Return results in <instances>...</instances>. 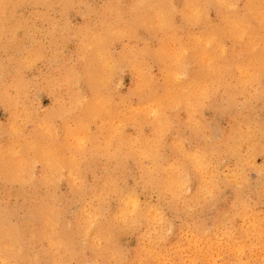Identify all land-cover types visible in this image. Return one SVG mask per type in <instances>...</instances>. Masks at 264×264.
<instances>
[{
  "label": "rangeland",
  "instance_id": "obj_1",
  "mask_svg": "<svg viewBox=\"0 0 264 264\" xmlns=\"http://www.w3.org/2000/svg\"><path fill=\"white\" fill-rule=\"evenodd\" d=\"M250 1L0 0V264H264V0Z\"/></svg>",
  "mask_w": 264,
  "mask_h": 264
},
{
  "label": "bare ground",
  "instance_id": "obj_2",
  "mask_svg": "<svg viewBox=\"0 0 264 264\" xmlns=\"http://www.w3.org/2000/svg\"><path fill=\"white\" fill-rule=\"evenodd\" d=\"M16 1H18V0H16ZM66 1H67V0H66ZM92 1H93V0H92ZM125 1H126V0H125ZM186 1H187V0H186ZM217 1H218V0H217ZM245 1H246V0H245ZM10 2H11V1H10ZM22 2H23V0H22ZM141 2H142V1H141ZM194 2H195V1H194ZM208 2H209V1H208ZM224 2H225V1H224ZM239 2H240V1H239ZM239 2H238V3H239ZM249 2H251V1L249 0ZM256 2H257V1H256ZM256 2H254V3L256 4ZM19 3H20V2H19ZM26 3H28V1H27ZM168 3H169V1H168ZM183 3H184V2H183ZM191 3H192V2H191ZM197 3H199V2H197ZM222 3H223V2H222ZM236 3H237V2H236ZM251 3L253 4V1H252ZM251 3H250V4H251ZM257 3L259 4V2H257ZM261 3H262V2H261ZM20 4H21V3H20ZM23 4H24V2L22 3V5H23ZM124 4H125V3H124ZM171 4H172V1H171ZM210 4H211V3H210ZM9 5H10V4H9ZM26 5H27V4H26ZM144 5H145V4H144ZM154 5H155V4H154ZM156 5H157V4H156ZM161 5H162V4H161ZM197 5H198V4H197ZM211 5H212V4H211ZM219 5H220V4H219ZM223 5H224V3H223ZM235 5H236V4H235ZM253 5H254V4H253ZM17 6H18V8H19V5H17ZM39 6H40V5H39ZM53 6H54V5H53ZM56 6H57V5H56ZM138 6H139V5H138ZM162 6H163V5H162ZM187 6H188V5H187ZM192 6H194V5H192ZM231 6H234V5H231ZM231 6H230L229 8H231V10H232L233 7H231ZM236 6H237V5H236ZM243 6H244V5H243ZM254 6H255V5H254ZM35 7H36V5H35ZM46 7H47V6H46ZM150 7H151V6H150ZM160 7H161V6H160ZM185 7H186V6H185ZM198 7H199V6H198ZM240 7H241V6H240ZM250 7H252V6H250ZM256 7H258V5H256ZM5 8H6V7H4V9H5ZM8 8H9V7H8ZM15 8H16V5H15ZM23 8H25V7H23ZM30 8H31V6H30ZM32 8H33V7H32ZM57 8H58V7H57ZM116 8H117V7H116ZM134 8H135V6H134ZM144 8H145V7H144ZM169 8H170V7H169ZM188 8H190V7H188ZM194 8H196V7H194ZM194 8H193V9H194ZM209 8H210V7H209ZM212 8H213V7H212ZM238 8H239V7H238ZM16 9H17V8H16ZM41 9H42V8H41ZM135 9H136V8H135ZM135 9H133V10H135ZM138 9H139V8H138ZM155 9H156V8H155ZM155 9H154V10H155ZM162 9H163V8H162ZM173 9H174V8H173ZM183 9H184V8H183ZM241 9H242V8H241ZM246 9H247V8H246ZM250 9H251V8H250ZM250 9H248V11H249ZM257 9H259V7L256 8V10H257ZM260 9H261V11L264 10V9H262V6H261ZM68 10H69V9H68ZM70 10H71V9H70ZM151 10H152V9H151ZM167 10H168V9H167ZM185 10H186V9H185ZM189 10H190V9H189ZM195 10H196V9H195ZM195 10H194V11H195ZM198 10H199V9H198ZM198 10H196V11H198ZM205 10H206V9H205ZM205 10H204V11H205ZM252 10H255L254 7H253ZM252 10H250V11H252ZM256 10H255V11H256ZM4 11H6V9H5ZM65 11H66V10H65ZM131 11H132V10H131ZM157 11H158V10H156L155 12H157ZM232 11H233V10H232ZM255 11H254V12H255ZM257 11H258V10H257ZM122 12H123V11H122ZM122 12H121V13H122ZM141 12H142V11H141ZM144 12H145V11H144ZM150 12H151V11H150ZM160 12L162 13V11H160ZM165 12H166V11H165ZM165 12H164V14L167 15L168 11H167L166 13H165ZM198 12H199V11H198ZM202 12H203V11H202ZM245 12H246V11H245ZM254 12H253V13H254ZM51 13H52V12H51ZM138 13H140V12H138ZM161 13H159V14H161ZM182 13H183V12H182ZM192 13H193V12H192ZM226 13H227V12H226ZM251 13H252V12H251ZM13 14H14V13H13ZM150 14H151V13H150ZM152 14H153V13H152ZM196 14H197V13H196ZM208 14H209V13H208ZM216 14H217V13H216ZM235 14H236V13H235ZM15 15H16V14H15ZM23 15H24V14H23ZM135 15H136V14H135ZM141 15H142V13H141ZM168 15H169V14H168ZM170 15H171V14H170ZM186 15H187V13H186ZM189 15L191 16V13H190ZM193 15H194V14H193ZM199 15H200V13H199ZM262 15H263V14H262ZM18 16H20V15H18ZM18 16H17V17H18ZM24 16H25V15H24ZM124 16H125V15H124ZM190 16H187V17L189 18ZM195 16H196V15H195ZM197 16H198V15H197ZM206 16H208V15H205V17H206ZM223 16H224V14H223ZM231 16H232V15H231ZM238 16H239V15H238ZM240 16L243 17V15H240ZM17 17H16V18H17ZM28 17H29V16H28ZM82 17H83V16H82ZM171 17H172V15H171ZM187 17H185V18H187ZM225 17H228V16H225ZM254 17L256 18V16H254ZM258 17H261V16L258 15ZM19 18H20V17H19ZM127 18H128V17H127ZM160 18H161V17H160ZM160 18L157 17V20L160 19ZM199 18H200V16H199ZM202 18H203V15H202ZM207 18H208V17H207ZM207 18H206V19H207ZM236 18H237V17H236ZM236 18H235V19H236ZM10 19H11V18H10ZM10 19H9V20H10ZM42 19H43V18H42ZM105 19H106V18H105ZM116 19H117V18H116ZM174 19H175V18H174ZM174 19H173V20H174ZM227 19H228V18H227ZM227 19H226V20H227ZM245 19H246V18H245ZM261 19H262V18H261ZM261 19H260V21H261ZM2 20H3V19H2ZM9 20H8V21H9ZM11 20H12V19H11ZM14 20H15V19H14ZM17 20H18V19H17ZM21 20H22V19H21ZM143 20H145V19H143ZM151 20H152V19H151ZM161 20H162V19H161ZM173 20L171 19V21H173ZM186 20H187V19H186ZM224 20H225V19H224ZM240 20H241V19H240ZM246 20H247V19H246ZM248 20H249V18H248ZM257 20H258V19H257ZM111 21H112V20H111ZM137 21H138V20H137ZM145 21H146V20H145ZM165 21H166V20H165ZM167 21H168V20H167ZM167 21H166V22H167ZM174 21H175V20H174ZM188 21H189V20H188ZM228 21H230V20H228ZM242 21H243V19H242ZM249 21H250V20H249ZM263 21H264V20H263ZM6 22H7V21H6ZM37 22H38V21H37ZM126 22H127V24H128V21H126ZM161 22H162V21H161ZM163 22H164V20H163ZM235 22H236V21H235ZM240 22H241V21H239V23H240ZM245 22H246V21H245ZM9 23H10V22H9ZM143 23H144V22H143ZM150 23H151V21H150ZM164 23H165V22H164ZM164 23H163V24H164ZM195 23H196V22H195ZM197 23H198V21H197ZM206 23H207V22H206ZM236 23H237V22H236ZM241 23H242V22H241ZM10 24H11V23H10ZM58 24H59V23H58ZM152 24H153V23H152ZM208 24H209V23H208ZM210 24H211V23H210ZM225 24H226V23H225ZM103 25H104V24H103ZM130 25H131V24H130ZM157 25H158V24H157ZM192 25H193V24H192ZM205 25H206V24H205ZM215 25H216V24H215ZM229 25H230V24H229ZM232 25L234 26V23H232ZM131 26H134V25H131ZM131 26H130V27H131ZM147 26H148V24H147ZM222 26H223V25H222ZM238 26H241V25H237V27H238ZM245 26H247V25H245ZM254 26H255V25H254ZM143 27H144V26H143ZM145 27H146V26H145ZM145 27H144V28H145ZM183 27H185V26H183ZM208 27H209V26H208ZM225 27H226V26H225ZM255 27H256V26H255ZM2 28H3V27H2ZM4 28L6 29V27H4ZM131 28H133V27H131ZM152 28H153V27H152ZM166 28H167V27H166ZM214 28H215V27H214ZM216 28H218V27H216ZM226 28H227V27H226ZM231 28H232V27H231ZM242 28H243V26H242ZM244 28H245V27H244ZM248 28H250V27H248ZM66 29H67V28H66ZM137 29H138V28H137ZM147 29H148V28H147ZM185 29H186V28H185ZM218 29H219V28H218ZM224 29H225V28H224ZM224 29H223V32L226 30V29H225V30H224ZM232 29H236V27H234V28H232ZM246 29H247V27H246ZM256 29H258V27H257ZM2 30H3V29H2ZM26 30H27V29H26ZM132 30H133V29H132ZM144 30H145V29H144ZM144 30H143V31H144ZM148 30H149V29H148ZM151 30H152V29H151ZM215 30H216V29H215ZM221 30H222V29H221ZM32 31H33V30H32ZM135 31L137 32L136 29L134 30V32H135ZM217 31H218V30H217ZM241 31H244V30H241ZM89 32H90V31H89ZM112 32H114V31H112ZM125 32H126V30H125ZM129 32H130V31H129ZM139 32H140V31H139ZM155 32H156V31H155ZM185 32H186V31H185ZM226 32H227V31H226ZM19 33H20V32H19ZM21 33H22V32H21ZM101 33H102V32H101ZM107 33H108V32H107ZM114 33H115V32H114ZM116 33H117V32H116ZM126 33H127V32H126ZM206 33H207V32H206ZM210 33H211V32H210ZM210 33H209V34H210ZM213 33H214V32H213ZM220 33H221V32H220ZM227 33H228V32H227ZM232 33H234V32H232ZM241 33H243V32H240L239 36L241 35ZM11 34H12V33H11ZM55 34H56V33H55ZM85 34H86V33H85ZM124 34H125V33H124ZM124 34H122V35H124ZM184 34H185V33H183V35H184ZM195 34H196V33H195ZM211 34H212V33H211ZM215 34H216V32H215ZM222 34H223V33H222ZM229 34L232 35L231 33H228V35H229ZM18 35H19V34H18ZM42 35H43V34H42ZM88 35H89V34H88ZM88 35H87V37H88ZM117 35L120 36V35H119V32H118ZM169 35H170V34H169ZM200 35H201V34H200ZM206 35H207V34H206ZM206 35H205V36H206ZM224 35H225V34H224ZM234 35H235V34H234ZM20 36H21V35H20ZM45 36H46V35H45ZM57 36H58V35H57ZM93 36H94V34H93ZM111 36H112V35H111ZM133 36H134V35H133ZM195 36H197L196 41H197L198 38H199V39H202V37H201V38H200V36L198 37V34L195 35ZM201 36H202V35H201ZM205 36H204V34H203V37H205ZM219 36H220V35H219ZM222 36H223V35H222ZM248 36H249V35H248ZM4 37H5V36H4ZM4 37H3V38H4ZM9 37H10V36H9ZM74 37H75V36H74ZM74 37H73V38H74ZM95 37H96V36H95ZM116 37H117V36H116ZM140 37H141V36H140ZM181 37H182V36H181ZM181 37H180V38H181ZM187 37H188V36H187ZM211 37H215V36H214V35H211L210 37H206V38H207L208 41H209V40H210L209 38H211ZM216 37H217V36H216ZM234 37H235V36H234ZM234 37H233V35H232V38H234ZM243 37H245V36H243ZM250 37H251V36H250ZM7 38H8V37H7ZM53 38H54V37H53ZM93 38H94V37H93ZM99 38H100V37H99ZM114 38H115V37H114ZM133 38H134V37H133ZM180 38H178V39H180ZM219 38H220V37H219ZM38 39H39V38H38ZM42 39H43V38H42ZM86 39H87V38H86ZM97 39H98V38H97ZM110 39H111V38H110ZM194 39H195V38H194ZM220 39H221V38H220ZM238 39H241V38L238 37ZM3 40H4V39H3ZM46 40H47V39H46ZM69 40H70V39H69ZM92 40H93V39H92ZM103 40H104V39H103ZM120 40H121V38H120ZM123 40H124V39H123ZM188 40H189V39H188ZM221 40H222V39H221ZM250 40H251V39H250ZM41 41H42V40H41ZM72 41H73V40H72ZM100 41H101V40H100ZM114 41H115V40H114ZM169 41L172 42L171 39H170ZM178 41H179V40H178ZM180 41H181V39H180ZM185 41H186V40H185ZM203 41L206 42V43H203V45H204V44L206 45V44L208 43L207 40H206V41L203 40ZM203 41H202V42H203ZM211 41H212V40H211ZM251 41H252V40H251ZM112 42H113V41H112ZM181 42H182V41H181ZM181 42H180V44H181ZM199 42H200V41H199ZM215 42H216V40H215ZM237 42H238V41H237ZM71 43H72V42H71ZM194 43H195V42H194ZM218 43H219V42H218ZM253 43H255V42L253 41ZM45 44H46V43H45ZM83 44H84V43H83ZM114 44H115V43H114ZM192 44H193V43H192ZM196 44H197V43H195L194 46H195ZM208 44H209V43H208ZM215 44H216V43H215ZM6 45H7V44H6ZM52 45H53V44H52ZM81 45H82V44H81ZM109 45H110V44H109ZM182 45H183V43H182ZM186 45H187V44H186ZM198 45H199V44H198ZM221 45L226 46V45H224L223 43H221ZM221 45H220V43H219V46H221ZM45 46H46V45H45ZM86 46H87V45H86ZM113 46H114V45H113ZM113 46H112V47H113ZM164 46H165V45H164ZM177 46H178V44H177ZM210 46H211V45H210ZM210 46H209V47H210ZM219 46H218V48H221V47H219ZM88 47H89V46H88ZM93 47H94V46H93ZM110 47H111V46H110ZM162 47H163V46H162ZM162 47H161V48H162ZM183 47H185V46H183ZM205 47H206V46H204L203 48H205ZM249 47H251V46H249ZM255 47H257V46H255ZM8 48H10V47H8ZM78 48H79V47H78ZM175 48H178V47H175ZM186 48H187V47H186ZM207 48H208V47H207ZM245 48H246V47H245ZM257 48H258V47H257ZM14 49H15V48H14ZM31 49H32V48H31ZM74 49H75V48H74ZM80 49H81V48H80ZM87 49H88V48H87ZM87 49H86V50H87ZM162 49H163V51H164V47H163ZM222 49H223V48H222ZM235 49H236V47H235ZM252 49H255V48L252 47L251 50H252ZM9 50H10V49H9ZM28 50H29V49H28ZM28 50H27V51L25 50V51L28 52ZM166 50H167V49H166ZM198 50H199V49H198ZM201 50L203 51L204 49H201ZM214 50H216V49H214ZM217 50H218V49H217ZM223 50H224V49H223ZM225 50H226V48H225ZM13 51H14V50H13ZM13 51H12V52H13ZM30 51H31V50H30ZM30 51H29V53H30ZM129 51H130V50H129ZM181 51H182V49H181ZM191 51H193V50H191ZM7 52H8V51H7ZM12 52H11V53H12ZM19 52H20V51H19ZM23 52H24V51H23ZM23 52H22V53H23ZM32 52H33V51H32ZM84 52H85V51H84ZM89 52H90V48H89ZM95 52H96V51H95ZM188 52H189V51H188ZM205 52H206V54H207V51H205ZM219 52L221 53L222 50L219 51ZM224 52H225V51H224ZM224 52H223V53H224ZM8 53H9V52H8ZM34 53H35V52H34ZM156 53H158L157 50H156ZM165 53H166V52H165ZM198 53H199V52H198ZM215 53H216V52H215ZM220 53H219V54H220ZM223 53H222V54H223ZM17 54H19V53L17 52ZM32 54H33V53H32ZM85 54H87V53H85ZM158 54H159V53H158ZM160 54H162V53H160ZM201 54H202V56L205 55L204 53H201ZM203 54H204V55H203ZM211 54H213V53H211ZM216 54H217V53H216ZM1 55H2V54H1ZM96 55H97V54H96ZM183 55H184V54H183ZM186 55H187V53H186ZM196 55H197V54H196ZM244 55H245V54H244ZM3 56H4V55H3ZM6 56H7V55H6ZM160 56L162 57V55H160ZM172 56H173V55L171 54V57H172ZM219 56L222 57V55H218L216 58H218ZM238 56H239V55H238ZM258 56H259V55H258ZM258 56H257V57H258ZM184 57H185V56H184ZM187 57H188V56H187ZM195 57H196V56H195ZM205 57H206V55L203 57L204 60H205ZM209 57H211V56H208V58H209ZM260 57H262V56H260ZM260 57H259V59H262V58H260ZM97 58H98V57H97ZM162 58H163V57H162ZM173 58H174V57H173ZM175 58H176V57H175ZM182 58H183V57H182ZM185 58H186V57H185ZM193 58H194V57H193ZM196 58H197V57H196ZM200 58H201V57H200ZM206 58H207V57H206ZM208 58H207V59H208ZM211 58H212V57H211ZM219 58H220V57H219ZM17 59H18V58H17ZM180 59H181V58H180ZM197 59H198V58H197ZM207 59H206V60H207ZM214 59H215V58H214ZM220 59H221V58H220ZM251 59H252V58H251ZM256 59H257V58L255 57V60H256ZM263 59H264V58H263ZM1 60H2V59H1ZM30 60H31V59H30ZM55 60H56V59H55ZM80 60H81V59H80ZM114 60H115V59H114ZM168 60H169V59H167V61H168ZM171 60H172V59H171ZM175 60L178 61L177 59H175ZM175 60H173V61H175ZM183 60H184V59H183ZM198 60H199V59H198ZM215 60H217V59H215ZM257 60H258V59H257ZM257 60H256V61H257ZM25 61H26V60H25ZM34 61H35V60H34ZM82 61H83V60H82ZM165 61H166V59H165ZM169 61H170V60H169ZM176 61H175V62H176ZM199 61H200V60H199ZM212 61H213V60H212ZM212 61H211V62H212ZM247 61H248V60H247ZM261 61H263V60H261ZM2 62H3V61H2ZM4 62H5V61H4ZM14 62H15V61H14ZM16 62H17V61H16ZM18 62H19V61H18ZM26 62H27V61H26ZM38 62H39V61H38ZM38 62H37V63H38ZM175 62H174V63H175ZM200 62H202V61H200ZM200 62H199V63H200ZM211 62H210V63H211ZM250 62H251V61H250ZM250 62H248V63H250ZM257 62H258V61H257ZM263 62H264V61H263ZM39 63H40V62H39ZM169 63H170V62H169ZM195 63H196V62H195ZM216 63H217V62H216ZM216 63H215V64H216ZM229 63H230V62H229ZM240 63H242V62H240ZM20 64H23V63H20ZM188 64H189V63H188ZM211 64H212V63H211ZM230 64H231V63H230ZM230 64H229V65H230ZM250 64H251V63H250ZM12 65H13V64H12ZM12 65H11V66H12ZM18 65H19V64H18ZM28 65H29V64H28ZM173 65H174V64H172V66H173ZM179 65H180V63H179ZM201 65H202V64H201ZM205 65H208V66L211 68L210 64H206V63H205ZM236 65H237V64H236ZM240 65H241V64H239V66H240ZM242 65H243V64H242ZM242 65H241V66H242ZM4 66H5V65H4ZM22 66H23V65H22ZM33 66H35V65H33ZM216 66H217V65H216ZM216 66H214V67H216ZM246 66H247V65H245L244 67H246ZM15 67H16V66H15ZM17 67H18V66H17ZM91 67H92V66H91ZM123 67H124V66H123ZM174 67H175V66H174ZM203 67H204V66H203ZM214 67H213V68H214ZM217 67L219 68V66H217ZM228 67H229V66H228ZM235 67H236V66H235ZM248 67H249V65H248ZM3 68H4V67H3ZM20 68H21V67H20ZM111 68H112V67H111ZM166 68H168V67H166ZM185 68H186V66H185ZM190 68H192V67H190ZM190 68H189V69H190ZM210 68H208V69H210ZM213 68H212V69H213ZM218 68H217V69H218ZM236 68L239 69L238 66H237ZM242 68H243V67H242ZM24 69H25V68H24ZM107 69H108V68H107ZM170 69H171V68H170ZM170 69H167V70L164 69V70L166 71V72H165V71H164V72L167 73V71H168V70L170 71ZM186 69H187V68H186ZM200 69H201V68H199V71H200ZM208 69H207V70H208ZM25 70H27V69H25ZM89 70H90V69H89ZM133 70H135V69H133ZM161 70H162V69H161ZM174 70H175V69H174ZM174 70H173V71H174ZM0 71H1V70H0ZM2 71H3V70H2ZM21 71H22V70H21ZM169 71H168V72H169ZM171 71H172V70H171ZM176 71H177V70H176ZM187 71H188V70H187ZM190 71H191V69H190ZM190 71H189V72H190ZM199 71H198V72H199ZM209 71H210V70H209ZM18 72H19V70H18ZM47 72H48V71H47ZM92 72H93V71H92ZM110 72H111V71H110ZM119 72H120V71H119ZM135 72H136V71H135ZM141 72H142V71H141ZM200 72H201V71H200ZM214 72H215V71H214ZM22 73H23V72H22ZM22 73H21V74H22ZM88 73H89V72H88ZM111 73H112V72H111ZM115 73H117V72H115ZM238 73H239V72H238ZM246 73H247V72H246ZM2 74H3V72H2ZM6 74H7V73H6ZM94 74H95V73H94ZM171 74H172V73H171ZM176 74H178V73H176ZM176 74H175V75H176ZM184 74H186V73H184ZM184 74H183V76H184ZM206 74H208V73H206ZM209 74H212V73H209ZM213 74H214V73H213ZM215 74H216V72H215ZM215 74H214L213 77H215ZM219 74H220V73H217V77H216V78L220 77V76H218ZM13 75H14V74H13ZM87 75H88V74H87ZM163 75H164V74H163ZM201 75H202V74H201ZM242 75H243V74H242ZM244 75H245V74H244ZM244 75H243V77H244ZM7 76H8V75H7ZM14 76H15V75H14ZM22 76H23V75H22ZM25 76H26V75H25ZM39 76H41V75L39 74ZM172 76H173V77H172ZM186 76L188 77V75H186ZM205 76H207V75H205ZM209 76H210V75H209ZM246 76H247V75H246ZM1 77H2V76H1ZM8 77H9V76H8ZM37 77H38V76H37ZM81 77H82V76H81ZM107 77H108V75H107ZM171 77H172L173 80H174V77H175L174 74L171 75L170 78H171ZM203 77H204V76H203ZM203 77H202V79H203ZM239 77H240V73H239ZM2 78H3V77H2ZM23 78H24V76L22 77V79H23ZM88 78H90V77H88ZM91 78H92V77H91ZM165 78H166V76H165ZM221 78H223V77H221ZM236 78H237V77H236ZM240 78H241L243 81H245V79H243L242 77H240ZM246 78H247V77H246ZM3 79H4V78H3ZM9 79H10V78H9ZM26 79H27V78H26ZM29 79H30V78H29ZM109 79H111V77H110ZM159 79H160V78H159ZM163 79H164V78H163ZM197 79H198V77H197ZM219 79H220V78H219ZM223 79H225V78H223ZM241 79H240V80H241ZM248 79H249V78H248ZM16 80H17V79H16ZM18 80H19V79H18ZM18 80H17V81H18ZM38 80H39V79H38ZM48 80H49V79H48ZM77 80H78V79H77ZM83 80H84V78H83ZM92 80H93V79H92ZM137 80H138V79H137ZM166 80H167V79H166ZM168 80H170V79H168ZM175 80H176V79H175ZM180 80H181V79H180ZM193 80H194V79H193ZM193 80H192V81H193ZM195 80H196V79H195ZM214 80H215V79H214ZM225 80H226V79H225ZM225 80H224V82H225ZM233 80H234V77H233ZM240 80H239V82H241ZM11 81H12V80H11ZM34 81H35V80H34ZM39 81H40V80H39ZM46 81H47V80H46ZM46 81H45V82H46ZM176 81H178V80H176ZM186 81H187V79H186ZM201 81H203V80H201ZM216 81H217V80H216ZM226 81H227V80H226ZM236 81H238V80H235V82H236ZM243 81H242V84H243ZM0 82H1V81H0ZM20 82H21V81H20ZM22 82H23V81H22ZM24 82H25V81H24ZM31 82H32V81H31ZM76 82H77V81H76ZM84 82H85V81H84ZM137 82H138V81H137ZM180 82H181V81H180ZM193 82H195V81H193ZM197 82H198V81H197ZM220 82H221V81H220ZM119 83H120V82H119ZM155 83H156V82H155ZM176 83H177V82H176ZM176 83H175V84H176ZM183 83H185V82H183ZM195 83H196V82H195ZM201 83H202V82H201ZM204 83H205V81H204ZM204 83H203V84H204ZM215 83H216V82H215ZM225 83H226V82H225ZM227 83H229V81H228ZM246 83H247V80H246ZM16 84H17V83H16ZM21 84H24V83H21ZM27 84H28V83H27ZM93 84H94V83H93ZM137 84H138V83H137ZM158 84H159V83H158ZM166 84H167V83H166ZM186 84H189V83H186ZM186 84H185V85H186ZM229 84H230V83H229ZM236 84H238V83H236ZM240 84H241V83H240ZM5 85H6V84H5ZM18 85H19V84H18ZM24 85H25V84H24ZM24 85H23V87H25ZM81 85H82V84H81ZM151 85H152V83H151ZM169 85H171V84H169ZM172 85H173V83H172ZM172 85H171V86H172ZM176 85H177V84H176ZM213 85H214V84H213ZM222 85H223V84H222ZM222 85H221V86H222ZM230 85H231V84H230ZM19 86H20V85H19ZM28 86H31V85H28ZM34 86H35V85H34ZM86 86H87V85H86ZM167 86H168V85H167ZM179 86H180V85H179ZM179 86H178V87H179ZM183 86H184V85H183ZM193 86H195V85H193ZM193 86H192V90H193V88H194ZM206 86H207V85H206ZM209 86H210V85H209ZM217 86H218V85H216V87H217ZM221 86H220V87H221ZM224 86H225V85H224ZM238 86H239V85H238ZM242 86H243V85H242ZM1 87H2V86H1ZM21 87H22V86H21ZM168 87H169V86H168ZM178 87H177V88H178ZM198 87H199V86H198ZM198 87H197V89H196L197 91L195 90V91L197 92L196 94H199L198 91L200 92V89L198 90ZM27 88H28V87H27ZM86 88H87V87H86ZM164 88H166V86H165ZM199 88H200V87H199ZM203 88H204V87H203ZM207 88H210V87H207ZM207 88H206V89H207ZM212 88H213V87H212ZM217 88H218V87H217ZM217 88H216V89H217ZM2 89H3V88H2ZM6 89H7V88H6ZM10 89H12V88H10ZM13 89H14V88H13ZM17 89H18V88H17ZM87 89H88V88H87ZM103 89H104V88H103ZM145 89H146V88H145ZM185 89H186V88H185ZM185 89H184V91H186ZM189 89L191 90V88H189ZM189 89H188L187 91H189ZM201 89H202V87H201ZM220 89H221V88H220ZM229 89H230V88H229ZM234 89H235V88H234ZM192 90H191V93L193 92ZM202 90H205V89H202ZM207 90H208V89H207ZM207 90H206V91H207ZM4 91H5V90H4ZM6 91H7V90H6ZM15 91H16V90H15ZM18 91H19V90H18ZM151 91H152V90H151ZM154 91H155V89H154ZM171 91H172V90H171ZM171 91H170V92H171ZM173 91H174V90H173ZM173 91H172V92H173ZM206 91H205V94H206V96H207V92H206ZM230 91H231V90H230ZM25 92H26V91H25ZM82 92H83V91H82ZM136 92H137V91H136ZM138 92H139V91H138ZM166 92H167V91H166ZM166 92H165V93H166ZM177 92H178V93H182L183 90H181V92H180V91H177ZM140 93H141V92H140ZM151 93H152V92H151ZM191 93H190V94H191ZM202 93H203V91H202ZM213 93H214V92H213ZM10 94H11V91H10ZM141 94H142V93H141ZM193 94H194V92H193ZM205 94H204V95H205ZM214 94H215V93H214ZM216 94H217V93H216ZM15 95H16V94H15ZM15 95H14V96H15ZM137 95H138V94H137ZM200 95H201V92H200ZM231 95H232V94H231ZM20 96H21V95H20ZM161 96H162V95H161ZM163 96H164V94H163ZM206 96H205V97H206ZM212 96H213V95H212ZM237 96H238V95H237ZM84 97H85V96H84ZM86 97H87V95H86ZM148 97H149V96H148ZM168 97H169V96H168ZM175 97H176V96H175ZM198 97H199V96H198ZM205 97H203V98H205ZM15 98H16V97H15ZM17 98H19V96H18ZM96 98H97V97H96ZM161 98H162V97H161ZM199 98H200V97H199ZM232 98H233V97H232ZM12 99H14V98H12ZM143 99H144V98H143ZM145 99H146V98H145ZM164 99H165V98H164ZM26 100H28V99H25V101H26ZM82 100H83V99H82ZM108 100H109V99H108ZM184 100H185V98H184ZM169 101H170V100H169ZM175 101H176V100H175ZM32 102H33V101H32ZM123 102H124V100H123ZM155 102H156V101H155ZM157 102H159V100H158ZM96 103H97V102H96ZM104 103H105V102H104ZM118 103H119V102H118ZM153 103H154V102H153ZM175 103H176V102H175ZM187 103H189V102H187ZM190 103H192L191 100H190ZM111 104H113V103H111ZM155 104H156V103H155ZM159 104H160V102H159ZM196 104H197V103H196ZM93 105H94V104H93ZM96 105H97V104H96ZM125 105H126V104H125ZM130 105H131V104H130ZM140 105H142V104H140ZM169 105H170V104H169ZM174 105H175V104H174ZM176 105H177V104H176ZM189 105H190V104H189ZM17 106H18V105H17ZM186 106L188 107L187 104H186ZM192 106H193V105H192ZM15 107H16V106H15ZM38 107H39V106H38ZM116 107H117V106H116ZM116 107H115V108H116ZM118 107H119V106H118ZM155 107H156V106H155ZM190 107H191V106H190ZM91 108L93 109V107H91ZM134 108H135V107H134ZM134 108H133V109H134ZM136 108H137V107H136ZM136 108H135V109H136ZM174 108H175V107H174ZM185 108H186V107H185ZM193 108H194V107H193ZM193 108H192V109H193ZM14 109H15V108H14ZM88 109H89V108H88ZM121 109H122V108H121ZM121 109H120V111H121ZM135 109H134V110H135ZM137 109H138V108H137ZM139 109H140V107H139ZM141 109H142V108H141ZM159 109H160V108H159ZM190 109H191V108H190ZM122 110H123V109H122ZM131 110H132V109H131ZM131 110H130V111H131ZM163 110H164V109H163ZM135 111L138 112V110H135ZM160 111H161V109L159 110V112H160ZM176 111H177V110H176ZM180 111H181V110H180ZM35 112H36V111H35ZM144 112H145V111H144ZM144 112H143V109H142V114H143ZM162 112H163V111H162ZM193 112L195 113V110H194ZM166 113H167V112H166ZM170 113H171V112H170ZM228 113H229V111H228ZM24 114H25V113H24ZM24 114H23V115H24ZM102 114H103V113H102ZM140 114H141V112H140ZM148 114H149V112L147 113V115H148ZM68 115H69V114H68ZM70 115H71V114H70ZM92 115H93V114H92ZM157 115H158V114H157ZM157 115H156V117H157ZM188 115H189V114H188ZM190 115H191V114H190ZM192 115H193V114H192ZM151 116H152V114H151ZM153 116H154V115H153ZM164 116H166V114H165ZM14 117H15V116H14ZM189 117H190V116H189ZM161 118H162V117H161ZM161 118H160V119H161ZM44 119H45V118H44ZM110 119H112V118H110ZM110 119H109V120H110ZM155 119H157V118H155ZM155 119H154V121H155ZM160 119H159V120H160ZM189 119H190V118H189ZM55 120H56V119H55ZM151 120H152V119H151ZM190 120H191V119H190ZM196 120H198V119H196ZM120 121H121V119H120ZM169 121H170V120H169ZM13 122H14V121H13ZM29 122H30V121H29ZM42 122H43V120H42ZM108 122H109V121H108ZM132 122H133V121H132ZM132 122H131V123H132ZM196 122H197V121H196ZM235 122H236V121H235ZM40 123H41V122H40ZM40 123H39V124H40ZM53 123H55V122H52V124H53ZM71 123H72V122H71ZM91 123H92V122H91ZM153 123H154V122H153ZM168 123H169V122H168ZM170 123H171V122H170ZM248 123H249V122H248ZM28 124H29V123H28ZM110 124H112V123H110ZM162 124H163V122H162ZM190 124H191V123H190ZM40 125H41V124H40ZM46 125H47V124H46ZM152 125H153V124H152ZM14 126H15V125H14ZM54 126H56V125H54ZM67 126H68V125H67ZM72 126H73V125H72ZM163 126H164V125H163ZM172 126H174V125H172ZM195 126H196V125H195ZM9 127H10V126H9ZM27 127H28V126H27ZM31 127H32V126H31ZM58 127H59V126H58ZM60 127H62V126H60ZM70 127H71V126H70ZM76 127H77V126H76ZM157 127H158V126H157ZM11 128H13V127H11ZM43 128H44V127H43ZM46 128H47V127H46ZM52 128H54V127L52 126ZM71 128H72V127H71ZM106 128H107V127H106ZM106 128H105V130H106ZM14 129H15V128H14ZM14 129H13V130H14ZM61 129H62V128H61ZM103 129H104V126H103L102 130H103ZM125 129H126V128H125ZM71 130H72V129H71ZM78 130H79V129H78ZM78 130H76V132H78ZM48 131H49V130H48ZM60 131H61V130H60ZM14 132H15V130H14ZM45 132H47V131H45ZM67 132H70V131H66V133H67ZM79 132H80V131H79ZM79 132H78V133H79ZM109 132H110V131H109ZM186 132H187V131H186ZM238 132H239V131H238ZM248 132H249V131H248ZM52 133H53V132H52ZM74 133H75V132H74ZM100 133H101V132H100ZM159 133H160V132H159ZM162 133H163V132H162ZM187 133H188V132H187ZM236 133H237V132H236ZM72 134H73V133H72ZM155 134H156V133H155ZM180 134H181V133H180ZM247 134H248V133H246V135H247ZM250 134H251V133H249V135H250ZM13 135H14V134H13ZM60 135H61V134H60ZM63 135H64V134H63ZM66 135H67V134H66ZM73 135H74V134H73ZM121 135H122V134H120V136H121ZM167 135H168V134H167ZM177 135H178V134H177ZM5 136L7 137V135H5ZM31 136H32V135H31ZM45 136H46V135H45ZM56 136H57V135H56ZM88 136H89V135H88ZM112 136H113V135H112ZM239 136H240V135H239ZM25 137H26V136H25ZM69 137H71V136H69ZM174 137H175V136H174ZM73 138H74V136H73ZM73 138H72V139H73ZM75 138L77 139L78 136L75 137ZM113 138H114V137H113ZM241 138H242V137H241ZM39 139H40V138H39ZM72 139L70 140L71 142H72ZM76 139H75V140H76ZM150 139H151V138H150ZM162 139H163V138H162ZM164 139H165V138H164ZM0 140H1V139H0ZM25 140H26V139H25ZM66 140H67V139H66ZM92 140L94 141V139H92ZM167 140H168V139H167ZM181 140H182V139H181ZM181 140H180V141H181ZM206 140H207V139H206ZM212 140H213V139H212ZM4 141H5V140H4ZM138 141H139V140H138ZM86 142H87V141H86ZM173 142H174V141H173ZM177 142H178V141H177ZM177 142H176V143H177ZM243 142H244V141H243ZM3 143H4V142H3ZM74 143H75V141H74ZM135 143H136V142H135ZM233 143H234V142H233ZM246 143H247V142H246ZM27 144H28V143H27ZM27 144H26V145H27ZM29 144H30V143H29ZM47 144H48V143H47ZM51 144H52V143H51ZM144 144H145V143H144ZM144 144H143V145H144ZM38 145H39V144H36V143H35L34 145L31 146L32 149H33V150H32V152H33V156H34V157H38V158H39V157H40V158H41V157L49 158V156H50L51 153H50V154H47V153L45 154V153H44L45 150H43V148H41V147H44V146H41V147H40V146H38ZM41 145H42V143H41ZM89 145H90V144H89ZM135 145H136V144H135ZM135 145H134V146H135ZM156 145H157V144H156ZM159 145H160V144H159ZM179 145H180V144H179ZM181 145H183V144H181ZM122 146H123V145H122ZM134 146H133V147H134ZM136 146H137V145H136ZM141 146H142V145H141ZM161 146H162V145H161ZM174 146H176V145L174 144ZM138 147H140V146H138ZM176 147H178V146H176ZM183 147H184V146H183ZM1 148H2V147H1ZM6 148H7V147H6ZM56 148H57V147H56ZM84 148H85V147H84ZM164 148H165V147H164ZM29 149H30V148H29ZM82 149H83V148H82ZM91 149H92V148H91ZM150 149H151V148H150ZM150 149H148V150H150ZM165 149H166V148H165ZM227 149H228V148H227ZM232 149H233V148H232ZM83 150H85V149H83ZM127 150H128V148H127ZM134 150H135V149H134ZM168 150H169V149H168ZM180 150H185V149L180 148ZM197 150H198V149H197ZM202 150H203V149H202ZM138 151H139V150H138ZM169 151H170V150H169ZM195 151H196V149H195ZM195 151H194V152H195ZM12 152H13V151H12ZM20 152H22V151H20ZM20 152H18V153H20ZM133 152H135V151H133ZM143 152H144V151H143ZM150 152H151V151H150ZM156 152H157V151H156ZM156 152H155V153H156ZM181 152H182V151H181ZM183 152H184V151H183ZM185 152H186V151H185ZM185 152H184V153H185ZM194 152H193V154H191V155H194V156H195V155L197 154V153L195 154ZM196 152H197V151H196ZM214 152H215V151H214ZM252 152H253V150H252ZM1 153H2V151H1ZM3 153H4V152H3ZM7 153H8V151H7ZM119 153H120V152H119ZM126 153H127V152H126ZM202 153H203V151H202ZM215 153H216V152H215ZM228 153H230V152H228ZM231 153H232V152H231ZM233 153H234V152H233ZM233 153H232V154H233ZM11 154H12V153H11ZM15 154H17V153H15ZM188 154H189V153H188ZM199 154H200V153H199ZM206 154L209 155L207 152H206ZM252 154H253V153H252ZM56 155H57V154H56ZM58 155H59V154H58ZM138 155H139V154H138ZM145 155H146V154H144L143 156L141 155V156H142V157H145ZM191 155H190V156H191ZM200 155H202V154H200ZM207 155H206V156H207ZM229 155H230V154H229ZM10 156H11V155H10ZM13 156H14V155H13ZM16 156H17V155H16ZM69 156H70V155H69ZM74 156H75V155H74ZM188 156H189V155H188ZM194 156H193V160L195 161V159H197V158H196V157L194 158ZM197 156H198V155H197ZM203 156H204V155H203ZM230 156H231V155H230ZM0 157H1V156H0ZM54 157H55V156H54ZM58 157H59V156H58ZM60 157H61V156H60ZM191 157H192V156H191ZM210 157H211V156H210ZM5 158H6V157H5ZM9 158H10V157H9ZM146 158H147V157H146ZM146 158H145V159H146ZM158 158H159V157H158ZM205 158H206V157H205ZM220 158H221V157H220ZM226 158H227V157H226ZM0 159H2V158H0ZM12 159H13V158H12ZM50 159H51V158H50ZM67 159H68V158H67ZM70 159H71V158H70ZM198 159H200V158H198ZM201 159H202V158H201ZM2 160H3V159H2ZM10 160H11V158H10ZM78 160H79V159H78ZM143 160H144V158H143ZM193 160H192V161H193ZM203 160H205V159H203ZM206 160H207V158H206ZM49 161H50V160H49ZM92 161H93V160H92ZM192 161H191V162H192ZM197 161H198V160H197ZM197 161H196V162H197ZM200 161H201V160H200ZM209 161H210V160H209ZM209 161H208V163H209ZM45 162H46V161H45ZM205 162H206V161H205ZM6 163H7V161H6ZM6 163H5V165H6ZM192 163H193V162H192ZM201 163H203V161H202ZM39 164H40V163H39ZM46 164H47V163H46ZM69 164H70V163H69ZM69 164H68V165H69ZM188 164H189V163H188ZM196 164H197V163H196ZM209 164H210V163H209ZM35 165H37V164H35ZM206 165H207V164H206ZM3 166H4V165H3ZM79 166H80V164H79ZM183 166H184V165H183ZM194 166H195V163H194ZM203 166H204V165H203ZM76 167H77V166H76ZM76 167H75V168H76ZM163 167H164V165H163ZM165 167H166V166H165ZM170 167H171V166H170ZM178 167H179V166H178ZM178 167H177V168H178ZM72 168H73V167H72ZM149 168H150V167H149ZM6 169H7V168L5 167V170H6ZM183 169H184V168H183ZM183 169H182V170H183ZM189 169H190V168H189ZM197 169H198V168H197ZM62 170H63V169H62ZM73 170H74V169H73ZM3 171H4V170H3ZM8 171H9V170H8ZM8 171H7V172H8ZM161 171H162V170H161ZM163 171H165V170H163ZM190 171H191V170H190ZM185 172H186V171H185ZM185 172H184V173H185ZM196 172H197V171H196ZM188 173H189V172H188ZM200 173H202V172H200ZM4 174H5V171H4ZM68 174H70V173H68ZM71 174H72V173H71ZM178 174H179V173H178ZM213 174H214V173H213ZM213 174H212V178H213V176H214ZM9 175H10V174H9ZM200 175H201V174H200ZM208 175H209V173H208ZM70 176H71V175H70ZM73 176H74V175H73ZM6 177H7V176H6ZM74 177L76 178V176H74ZM185 177H186V176H185ZM185 177H184V178H185ZM203 177H204V176H203ZM203 177H202V178H203ZM206 177H207V176H206ZM214 177H215V176H214ZM4 178H5V176H4ZM33 178H34V177H33ZM62 178H63V177H62ZM69 178H70V177H69ZM165 178H166V177H165ZM210 178H211V177H210ZM70 179H71V178H70ZM189 179H190V178H189ZM204 179H205V178H204ZM185 180H187V179H185ZM206 180H207V179H206ZM208 180H210V179H208ZM1 181H2V179H1ZM1 181H0V182H1ZM112 181H113V180H112ZM145 181H147V180L145 179ZM150 181H151V180H150ZM191 181H192V180H191ZM202 181H203V180H202ZM214 181H215V180H214ZM184 182H185V181H184ZM29 183H30V182H29ZM39 183H40V182H39ZM189 183H191V182H189ZM198 183H199V181H198ZM198 183H197V184H198ZM40 184H41V183H40ZM177 184H178V183H177ZM184 184H185V183H184ZM186 184H188V183L186 182ZM202 184H203V183H202ZM17 185H18V184H17ZM149 185H150V184H149ZM181 185H183V184H181ZM214 185H215V184H214ZM7 186L9 187V185H7ZM147 186H148V185H147ZM185 186H186V185H185ZM202 186H203V185H202ZM149 187H150V186H149ZM177 187H178V186H177ZM179 187H180V186H179ZM183 187H184V186H183ZM166 188H167V187H166ZM166 188H165V189H166ZM189 188H190V187H189ZM202 188H203V187H202ZM204 188L207 189L206 186H205ZM204 188H203V189H204ZM6 189H7V188H6ZM167 189H168V188H167ZM172 189H174V188H172ZM178 189H179V188H178ZM180 189L182 190L181 187H180ZM211 189H212V188H211ZM211 189H210V190H211ZM213 189H214V188H213ZM162 191H163V189H162ZM166 191H167V190H166ZM166 191H164V192H166ZM206 191H207V190H206ZM175 192H176V191H175ZM184 192H185V191H183V194H184ZM188 192H189V191H188ZM196 192H198V191H196ZM179 193H180V192H179ZM174 194H175V193H174ZM177 194H178V193H177ZM180 194H182V193H180ZM205 194H206V192H205ZM207 194H208V196H209V193H207ZM210 194H212V193H210ZM129 195H130V194H129ZM139 195H140V194H139ZM194 195H195V193H194ZM194 195H193V196H194ZM200 195H201V194H200ZM127 196H128V194H127ZM173 196H174V195H173ZM177 196H178V195H177ZM211 196H212V195H211ZM137 197H138V196H137ZM141 197H142V196H141ZM163 197H164V196H163ZM130 198H131V196H130ZM133 198H134V197H133ZM146 198H147V197H146ZM176 198H178V197H176ZM184 198H186V197H184ZM198 198H199V197H198ZM127 199H128V198H127ZM142 199H144V198H142ZM151 199H152V198H151ZM190 199H191V198H190ZM203 199H204V196H203ZM138 200H140V199H138ZM198 200H199V199H198ZM213 200H214V199H213ZM133 201H134V200H133ZM173 201H174V200H173ZM158 202H159V201H158ZM158 202H157V203H158ZM200 202H201V201H200ZM210 202H211V200H210ZM134 203H135V202H134ZM137 203H138V202H137ZM172 203H173V202H172ZM176 203H177V202H176ZM176 203H175V204H176ZM11 204H12V203H11ZM140 204H141V203H140ZM134 205H135V204H134ZM126 206H127V205H126ZM195 206H196V205H195ZM171 207H172V206H171ZM135 208H136V205H135ZM173 208H174V206L172 207V209H173ZM189 208H190V207H189ZM165 209H166V208H165ZM233 209H234V208H233ZM249 209H250V206H249ZM167 211H168V210H167ZM199 211H200V210H199ZM199 211H198L197 213H200ZM12 212H13V211H12ZM43 212H44V211H43ZM245 212H246V211H245ZM15 213H16V212H15ZM147 213H148V212H147ZM7 214H8V213H7ZM42 214H43V213H42ZM236 214H237V212H236ZM248 214H249V213H248ZM16 215H17V214H16ZM16 215H15V216H16ZM193 215H195V214H193ZM254 215H255V214H254ZM19 216H20V215H19ZM122 216H123V215H122ZM163 216H165V215L163 214ZM226 216H227V215H226ZM255 216H256V215H255ZM165 217H166V216H165ZM222 218H223V217H222ZM224 218H225V217H224ZM263 218H264V217H263ZM132 219H133V218H132ZM148 219H149V218H148ZM260 219H261V218H260ZM32 220H33V219H32ZM161 220H162V219H161ZM26 221H27V220H26ZM124 221H125V220H124ZM134 221H135V219H134ZM232 221H233V220H232ZM257 221L259 222V219H258ZM22 222H24V221H22ZM29 222H30V221H29ZM44 222H45V221H44ZM135 222H136V221H135ZM166 222H167V221H166ZM166 222H165V223H166ZM258 222H257V223H258ZM260 222H261V221H260ZM260 222H259V223H260ZM192 223H193V222H192ZM262 223H263V222H262ZM27 224H28V223H27ZM231 224H232V223H231ZM231 224H230V225H231ZM18 225H19V224H18ZM30 225H31V224H30ZM158 225H159V224H158ZM187 225H188V224H187ZM189 225H190V224H189ZM20 226H21V225H20ZM245 226H246V225H245ZM250 226H251V225H250ZM158 227H159V226H158ZM261 227H262V226H261ZM246 228H247V226H246ZM158 229H159V228H158ZM64 230H65V229H64ZM210 230H211V229H210ZM219 230H220V229H219ZM245 230H246V229H245ZM263 230H264V229H263ZM207 231H208V230H207ZM248 231H249V230H248ZM209 232H210V231H209ZM228 232H230V231H228ZM245 232H246V231H245ZM250 232H251V231H250ZM151 233H152V231L150 232L149 235H151ZM21 234H22V233H21ZM33 234H34V233H33ZM161 234H162V233H161ZM261 234H262V233H261ZM204 235H205V234H204ZM204 235H203V236H204ZM46 236H47V235H46ZM226 236H227V235H226ZM257 236H258V235H257ZM11 239H12V238H11ZM44 239H45V238H44ZM64 239H65V238H64ZM197 239H198V238H197ZM208 239H209V238H208ZM208 239H207V240H208ZM188 240H190V239H188ZM244 240H245V239H244ZM260 240H261V239H260ZM29 241H30V240H29ZM212 241H213V240H212ZM241 241H242V240H241ZM247 241H248V240H247ZM194 242H195V241H194ZM215 242H218V241H215ZM260 242H261V241H260ZM144 243H145V242H144ZM189 243H190V241H189ZM200 243H201V242H200ZM200 243H199V244H200ZM256 243H257V241H256ZM33 244H34V243H33ZM209 244H210V243H209ZM50 245H51V244H50ZM196 245H197V244H196ZM202 245H203V244H202ZM248 245H249V244H248ZM148 246H149V245H148ZM218 246H219V245H218ZM76 247H77V246H76ZM192 247H193V245H192ZM202 249H204V246L201 248L200 251H202ZM260 249H261V248H260ZM147 250H148V249H147ZM216 250H217V249H216ZM262 250H263V249H262ZM181 251H182V250H181ZM191 251H193V250H191ZM250 251H251V250H250ZM260 251H261V250H260ZM146 252H147V251H146ZM206 252H207V251H206ZM171 253H172V252H171ZM240 253H241V252H240ZM262 253H263V252H262ZM145 254H146V253H145ZM151 254H152V253H151ZM163 254H164V253H163ZM192 254H193V253H192ZM233 254H234V252H233ZM235 254H236V253H235ZM200 255H201V254H200ZM204 255H205V254H204ZM204 255H203V256H204ZM215 255H216V254H215ZM163 256H165V255H163ZM166 256H167V255H166ZM194 256H196V254H195ZM203 256H202L201 258H203ZM243 256H244V255H243ZM43 257H44V256H43ZM197 258H198V256H197ZM251 258H252V257H251ZM193 259H194V258H193ZM205 259H206V258H205ZM263 259H264V258H263ZM156 260H157V259H156ZM250 260H251V259H250ZM97 261H98V260H97ZM93 262H94V261H93ZM160 262H161V261H160ZM242 262H243V261H242ZM212 264H213V263H212ZM240 264H241V263H240Z\"/></svg>",
  "mask_w": 264,
  "mask_h": 264
}]
</instances>
